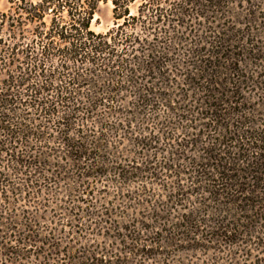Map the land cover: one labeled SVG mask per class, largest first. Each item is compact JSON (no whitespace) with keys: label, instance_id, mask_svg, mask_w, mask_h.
<instances>
[{"label":"trees","instance_id":"16d2710c","mask_svg":"<svg viewBox=\"0 0 264 264\" xmlns=\"http://www.w3.org/2000/svg\"><path fill=\"white\" fill-rule=\"evenodd\" d=\"M6 1L0 264H264V0Z\"/></svg>","mask_w":264,"mask_h":264},{"label":"rangeland","instance_id":"374dc122","mask_svg":"<svg viewBox=\"0 0 264 264\" xmlns=\"http://www.w3.org/2000/svg\"><path fill=\"white\" fill-rule=\"evenodd\" d=\"M8 7L6 0H0V11H4ZM110 2L104 3L100 1L97 4L96 11L94 13V19L91 23V29L98 32H106L113 26V19L111 14Z\"/></svg>","mask_w":264,"mask_h":264}]
</instances>
